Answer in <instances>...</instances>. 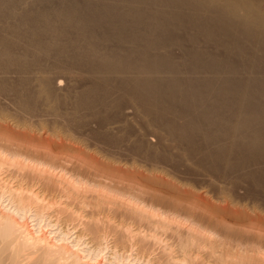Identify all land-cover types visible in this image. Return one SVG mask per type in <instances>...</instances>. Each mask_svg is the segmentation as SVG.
Returning <instances> with one entry per match:
<instances>
[{"label": "bare ground", "instance_id": "6f19581e", "mask_svg": "<svg viewBox=\"0 0 264 264\" xmlns=\"http://www.w3.org/2000/svg\"><path fill=\"white\" fill-rule=\"evenodd\" d=\"M123 1L124 0H32V2L28 1V5L26 0H0V95L3 94L5 95L4 97L10 96L16 99V101L14 100L16 102L15 110L17 109L15 113L19 112L17 114L22 119V121L20 120L22 123L19 124L18 122L17 125L21 126L22 124L21 129H24L25 132H30L25 133V136L29 135L31 137V139L25 141V143L29 145H26L22 149V145H18L19 148H9L11 150H5L10 144L4 145L1 143L0 145L3 144L6 147L4 149V146H2V148L0 146V155H2L0 157V166L3 167L4 164H6L7 166H5L8 169L13 167L18 171L26 170L24 171L25 173H17V176L19 175L21 178L23 176L25 177L22 178V180L24 179V184L25 180L31 182L30 179H28L30 177L26 179L28 176L27 174H30L29 176H32L34 179L37 176L41 177V179L47 177V180L45 179L47 182L43 179L47 183H45L47 188L48 186L51 187L54 186L55 183H58V179L60 180L58 177L59 175H52L53 172L51 169L55 168L54 170H56L59 165L53 167L54 164L52 165L50 162L54 161L53 163H55V161H58L57 155L55 156L54 154L56 153L54 148H62V145L65 144L63 143L65 140L62 141L63 137H61L63 133L55 131L52 128V130H50V128L45 129L48 128V126H44V123L43 125L38 124L41 123L38 119L37 125L31 124V121L26 123V120L31 117L34 119L36 110L39 108L42 109V107L45 108L46 106L44 107L43 104L45 103L46 105L47 102L48 104L52 103L50 106L47 105L48 110L56 115V112L59 110V108L56 107L61 100H63L59 97L60 94L57 92L59 94L57 95L56 93L59 85L61 86L60 79L57 80L56 75H61L57 74L60 71L66 72L69 69H75L85 74L86 83H83L84 86H81L82 89L80 88L81 90L76 93L73 105H71L72 103L70 104L72 108L70 109L71 111H66L74 118L78 113L80 114L83 111H89V113L96 111V114L99 115L100 118L98 119L99 123L109 119L110 113L107 111L110 108L116 109V105L114 106V104H112L114 99L111 100L113 94L119 93L120 95L117 99L122 100V87L124 88L127 86L126 88H129V90L127 89L128 91L125 92V95L135 104L138 112L148 119L149 124L154 127L158 126L160 130L164 131L172 141L183 149L182 151H184V154L181 153L182 155H185L188 159L195 160L194 164L204 169H209L210 172L214 173L217 168H222V166H229L236 171L240 169L241 172H243L242 169H248L241 177L250 182L257 181L264 186V167H262L264 164V85H260L257 79V81L247 80L248 82H245L243 80L244 78L240 80L237 78L238 76L235 77L236 74L238 75V71L241 72L246 69V65H242L246 60H255L258 63L264 64V0H156V2L152 1L153 3L151 0H141L139 3L142 4V2H146L145 6H147L149 2L150 4L152 3L151 7L155 5V10L142 12L138 10L139 8L137 9L135 7L134 3V5L130 6H134L136 8L135 11H128L127 16L125 14V17L122 19ZM134 1L136 4L138 3L136 0ZM134 1L132 0V2ZM23 4H27L28 9H26L27 6L21 8L20 6H23ZM184 6L188 7L191 13L179 11L181 7ZM199 13L206 15V17H197L196 15ZM129 21L134 25V27H130L137 28L138 30L136 31L137 33L134 31L133 37L131 36V38L127 39V36L123 33L124 30L122 32V25L125 26ZM129 24L130 23H128V25ZM128 25H126V27ZM229 29L233 31V35H227L226 32H228ZM175 30L184 32L185 37L182 38L180 35H174L173 31ZM200 37L205 38L209 43L212 42L213 45L224 51L223 54L225 58H223L226 60V64H224L225 69L219 68L218 70V66L221 63L220 61L223 62L219 54L212 57V55H208L209 52L206 53L204 50H201L202 47L199 48V43L201 41ZM123 39L128 41L127 44L130 42L131 46L132 44L134 45V48H130L128 51L125 49L127 51V56L125 57L127 58H124V62L122 61ZM184 42L189 45L188 48L184 47ZM243 43H247L252 47L257 46L258 50L260 48L261 54H259V57L256 58L255 56L253 59L249 54L250 52H246L241 46ZM176 46L182 49L184 66L187 69H185L183 73H205L208 75L211 74V76L207 75L208 77L201 80H194L195 78L191 77L192 79L187 82L176 77L171 80L168 79L167 81L164 79L161 80L160 78L157 79L156 76L161 71H169L177 76L176 73H182L181 71L184 70L181 69L180 71L179 67L170 61L171 55L169 49ZM156 50H166L167 52L166 54H164V52V56L162 57L152 56L151 53ZM258 50L257 53L259 52ZM134 55L140 56L138 57L139 59L137 58V60H134L136 59L135 57H137H134ZM236 58H239L240 61ZM122 66L124 68H122ZM215 67H217V70ZM54 70L59 72L52 73ZM225 70H227L226 73L232 75V77L230 79L225 78L226 80L223 79L221 82L219 80L217 81L220 72L222 71V73H225ZM236 70L238 71L236 72ZM247 72L249 71L247 70ZM129 74H131V76ZM243 74H246V71H243ZM247 76L250 77V75ZM11 77H13L14 80H12ZM61 89L64 90L63 88ZM227 89L230 90V92H227ZM185 91H188L190 94L185 95ZM66 95L64 94V96ZM67 102L70 101L67 100L63 104L67 105ZM63 104L59 105L63 106ZM44 110L42 109V111ZM78 110L83 111L78 112ZM110 111L111 110H109V112ZM81 115L83 116V114ZM26 116H28V118ZM49 116L51 118L50 114ZM94 116H92V118ZM25 117L26 120L24 119ZM52 117L55 118L53 115ZM85 117L86 116H84V118ZM13 118L16 119L14 116ZM57 118L58 116L55 119ZM77 119L76 117V120ZM93 120L95 121V119ZM32 121L36 120L34 119ZM89 121L92 122L91 120ZM1 122L4 123V120L0 118V124L3 125ZM5 123L2 127L0 125L2 131H6V126L10 125V123L7 125H5ZM28 129H35V134L37 132L39 134H37L38 139L32 137L33 135L31 133L33 130ZM9 130L11 133L13 132V130L11 131L8 127L7 133H10ZM43 131L51 133L50 136H48L47 133L45 135ZM61 133L62 135H60ZM51 135L56 136V141L59 142L54 140L49 141ZM64 135L68 136V134ZM35 139L38 140L39 145L41 143L44 147H37L38 149H36L35 146L31 145V142L35 141ZM224 140H230V142ZM20 141L23 140L20 138ZM17 144H14V147H16ZM209 145L212 149L208 148L210 147ZM12 146L10 145V147ZM151 157L153 158L154 156ZM48 160H51L48 164L49 166H45L43 163L44 161L48 163ZM252 166L254 168H251ZM60 167L64 169L63 166ZM218 170L217 172H222ZM217 172L216 174H218ZM234 173L236 172L234 171ZM222 174L225 175V172ZM222 174L219 176L222 177ZM63 175L60 177H63ZM21 178L16 177L18 181ZM71 181H76L74 182V186L71 183L72 187L76 190V187H79L80 180L77 181V179H73ZM60 183L61 181L59 184ZM18 184V186L14 185V187L16 186L15 188L8 186V188L3 189V186L0 187V201L5 203L2 208L0 207V264L4 259L9 261V264H64L63 262H65V264H134L132 262L129 263V260L126 261L123 253L119 254V251L117 252L114 249L120 245V250L125 251L127 245H124L128 244L127 241H129L130 244H137L139 242L145 243L146 239L141 233V236H139V231H137V234L133 232L131 234L130 231L128 232L127 228H124L126 226L124 225V227H121L123 230L125 229L126 232L121 229V233H118L120 236L118 234L116 235L120 238H117L113 226L112 228L114 231L108 228L110 227V223L108 227H106L103 223L104 220L101 221L96 217L94 219L92 218L88 223H85V221L81 222V220L80 224H78L81 225V229L79 231V228L76 230L74 229L73 233H76V235L73 234L74 237L70 239L60 228H58L57 231L55 227V233L53 232L54 229H51V227L49 231L44 229L48 226H52L50 225L51 222L47 223L45 227H42L40 222L30 225L32 227H29L25 224V219L27 217L33 218L34 221L43 216L41 215V211L43 212V210H41L39 206V208L37 207L38 201H42V198L40 199L42 194L39 191L41 194L39 196V193H35V191L31 190L30 186V188H28L24 187L26 185L22 186L20 183ZM30 184L27 183V185ZM173 192L177 194V186L176 190ZM44 194L42 196H44ZM183 195L188 196L187 192L186 194L183 193ZM190 196L192 195L189 194L188 198L191 200L192 197L190 198ZM198 196L197 194L193 197L196 198V200H191L193 206L197 208V211L195 208H192L193 206L190 208L180 203L178 205L177 203H173L174 206L176 205L174 208L185 211L184 214L186 216L183 217L184 219L185 217L188 218L186 223L190 226L185 228L184 231V228L182 230L180 224H178L177 226H180V230L176 229V226V231L174 229L175 232L172 233V235L176 234L178 236L177 239L181 238V240L182 236H184L185 238H183L185 240H182L183 242L180 240L177 241L178 245L176 251L169 248L166 250L167 252H165V250L161 252L160 250V253H158L153 260L157 264H244L243 262L245 259L249 261V264L251 261H257L259 254H263L260 252L264 250L263 216L259 215V213H257L258 211L256 212L252 207L250 211H247L248 208H242L241 210V208H237L239 206H233L231 203L227 204L228 201L224 204L222 201L224 197L220 200L222 201V206H219L220 203L218 205L209 204L210 202L209 200V203L207 202V198ZM117 202L118 201H116V203ZM233 203L234 202H232V204ZM41 204L40 202L39 205ZM120 204L121 203H119V206ZM128 204V206H130L131 203L128 201ZM124 205L126 204L124 203ZM133 205L135 204L133 203ZM169 206L167 209L171 208L172 205ZM213 206L214 208H212ZM152 207L154 208V206H151V212ZM49 208L48 206V209ZM130 208L131 207H125L127 210H130ZM142 208L145 210L146 206ZM31 210H33V213H31ZM99 210L101 209H98V211ZM123 211L125 210L123 209ZM57 212L59 213L58 210ZM130 212L131 211L128 213ZM132 212L134 217L139 218V220L135 218L139 222H141L143 218L149 219L152 215L156 216V213L150 214L147 210L143 211L139 208L132 209ZM161 213L163 214V212ZM159 216L160 214L156 217ZM217 216H219L218 220L216 219ZM46 220L48 219L46 218ZM131 220H133V218ZM149 220L152 221H147H156V219H154V221L153 219ZM228 220L234 222V224H229L227 222ZM161 221V219L158 221L161 226V228H158L162 231V229H164L162 228L163 225H166L164 222H162V224ZM142 222L145 227L146 223L144 220ZM170 223L172 224L171 220ZM140 224L142 225V223ZM150 224H147L146 229H148V225ZM54 225L56 226L57 224L55 223ZM74 228H76V226ZM119 229L120 228H118V230ZM159 229L155 231L157 232ZM122 231L129 236L122 235L124 234ZM149 231L150 229L148 232ZM164 231L165 229L163 232ZM84 236H88L89 247L84 248L83 246L82 248L81 246V248H79L80 240L83 239ZM150 236L152 238L151 241L149 240ZM150 236L148 237L149 242L147 240V247L145 246V248L144 244L142 247L140 246V252L144 248L143 250L148 254L152 248H155L153 245L160 243L161 240L158 239L153 232ZM175 237L172 238L174 239ZM122 238L125 239L122 241ZM169 238H171V236ZM215 242H218V246H222V250H224L223 247H226L227 250L225 248L224 251H218V247L215 250ZM85 244L87 246V243ZM243 245H249L250 248H240V252L234 249L242 247ZM207 246L210 247V249L207 248V250ZM204 248V251H206V253L203 252L205 256H201V252ZM228 249H234V252L236 251L239 254L236 255L235 253H231L233 251L231 250V252H229ZM219 250L221 249L219 248ZM256 252L259 253L258 256ZM244 253L245 255L249 253L250 256L255 253L256 259H249L247 255L245 258V255H243ZM262 259H264V257H262ZM262 259L260 258V260Z\"/></svg>", "mask_w": 264, "mask_h": 264}, {"label": "rangeland", "instance_id": "374dc122", "mask_svg": "<svg viewBox=\"0 0 264 264\" xmlns=\"http://www.w3.org/2000/svg\"><path fill=\"white\" fill-rule=\"evenodd\" d=\"M28 1L32 2V0H28ZM28 1L26 0V3ZM124 1L122 3V15H123L122 19L125 17V14L127 16L128 11L134 12L136 8L137 9L139 8L138 10L142 11V12L143 11L144 12L145 11H152L153 9L155 10V8H156L155 5L153 7H151L152 3L156 2V0H151V2L153 1L151 4L148 1L149 3H147V6H145L146 2L145 3L142 2V4H141V3H139V1H141V0H136L138 2L137 4H139L141 7L139 5H137L134 0H133L134 2H132V0H124ZM158 1H160V0H158ZM158 1H157V4H158ZM29 2H28V5H29ZM134 3H135L136 8L134 6H130V5H134ZM28 5L23 4V6H20V7L23 8V7L27 6L26 9H28ZM127 6H128V8H127ZM129 7H131V8H129ZM132 7H134V8H132ZM142 7H144V8H142ZM141 9H143V10H141ZM179 11H182L184 13H191L190 9L188 7H185V6L181 7V10H179ZM196 16L199 18H205L206 17V15L200 14V13L197 14ZM128 23H130V24L128 25ZM128 23H126L125 26L122 25V32L124 30L123 33L125 34V36H127V39L131 38V36L133 37L134 31L136 32L138 30L137 28H131L130 27V26L134 27V25L131 21H129ZM126 25H128V26L126 27ZM135 27H137V26H135ZM226 33H227V35H233L232 34L233 31L231 29H229V31ZM173 34L174 35L176 34V36L180 35V37H182V38L185 37V35H184L185 33L181 32L179 30L173 31ZM125 36H124V38H125ZM200 39H201V41L199 43L200 44L199 48L202 47L201 50H204L206 53L209 52L208 55H210V56L212 55V57L219 54L220 58L223 59V62L220 61L221 63L218 66V70H219V68L225 69L224 64H226V60H224V58H225L224 54H223L224 51L221 48L213 45L212 42H210V43L207 42V40L205 38L200 37ZM127 42L128 41H125L124 39L122 40V61L123 62L125 60L124 58H127V57H125V56H127L126 52L130 48H134L133 44L131 46L130 42H129L130 45L127 44ZM183 45L186 48L189 47V45L186 42H184ZM241 46L244 48V50L246 52H250L249 54L251 55V57H253V59L255 56L257 58V57H259V54H261V51H260L261 49L259 48V50H258L257 46L252 47L247 43L246 44L243 43V44H241ZM256 48L260 53L259 52L257 53ZM169 50H170L169 52L171 55L170 61H172L174 65L178 66L180 71H181V69H184V70L181 71L182 73H180V72L176 73V75L179 77L173 75V73H170L169 71H168L169 72L168 73L166 70H164L166 72L161 71L163 73L160 72L161 73V74L159 73L160 75L157 74V76H156L157 79L160 78L161 80L164 79L167 81L168 79L171 80L172 78L176 77V78H180V79L184 80L185 82H187L188 80L192 79L191 77H194L195 78V79L193 78L194 80H201V79H205V77L211 76V74L208 75L205 73H195V74L183 73L185 71L186 67L184 66L185 63L183 61L184 59H183L182 49L176 46V47L170 48ZM210 51H212V52H210ZM166 52H167L166 50L165 51H163V50L157 51L156 50V51H153L151 53V55L157 56V57H162V56H164L163 53L166 54ZM153 53H154V55H153ZM135 56H137V55H134V57ZM138 57H140V56H137V57H135L136 59H134V58L133 59L137 60ZM236 59L238 61H240L239 58H236ZM244 64L246 65V67H245L246 69L245 70L239 69V70H242L241 72L236 70V72L238 71L237 72L238 75L235 73L236 74L235 77L238 76L237 78H239L240 80H242L244 78L243 80L245 82L247 80L250 81V80H256L257 79L258 81L257 80L256 81L259 82L260 85L263 86L264 85L263 84L264 83V64L258 63L255 60L254 61H251V60L247 61L246 60L245 63H242V65H244ZM240 67H241V65H240ZM122 68H124V67L122 66ZM215 69L217 70V67H215ZM247 70L249 72H247ZM126 71H128V70H126ZM226 71L227 70H225V73H222V71L220 72V74H219L220 76H218V79L216 78L217 81L219 80L221 82L225 78L230 79L232 77V75L227 74ZM243 71H246V74H243ZM53 72L55 73V72H59V71L54 70V71H52V73ZM60 72L57 74L58 75L61 74V75H59V76L56 75V79L57 80L60 79L59 81L61 83V86L59 85V88L57 87L58 89H57L56 93L58 92L60 95L58 93H57V95H59V97H61L63 100L65 98V100L64 101L61 100L62 103L60 102L59 104H63L67 100L70 102H67V105L63 104V106L62 105L60 106L58 104L56 108H59V110L56 112V115L48 110L47 105L50 106V105H52V103L49 102L50 104H48V102H47L46 105H45V103L43 104L44 107L46 106L45 108L42 107L43 110L45 109L44 111H42L41 108L36 110V112H35L36 116H34L35 117L34 119L36 121H32V120H34L33 117H31L29 119L28 116H26L29 121L26 120V117L24 118L26 120V123H29L31 121L30 122L31 124L33 123L36 125H37V122H38L37 119H38V120H40L39 122H41L38 124L43 125V123H44V126L45 125H46V127L48 126V128H45V129L50 128V130L53 129L55 131L63 133V135H62V133L60 135H62L61 136V137H63L62 141L65 140L63 143H65L66 145L65 144L62 145V148H59V147L54 148V151H56V153H54V154H55V156L57 155L56 157L58 158V161H55V163H53L54 161L50 162L51 160L50 161L48 160V163H46L47 161H44V163H43L45 166H49L48 165L49 162L52 163V165L54 164L53 167H56L57 165H59V166H57L59 169L56 168V170H54L55 168H53V169H51V171L53 172L52 175H54V176L59 175L58 177L60 178V180L58 179V183H55L54 186H51V187L48 186V188H47L45 186V183L47 182L46 181L47 177L44 176L46 180L44 178L41 179V177H38V176L35 177V179H34L32 176H29L30 174H27L28 176L26 177V179L28 177H30L28 179H30L31 182H29V180L28 181L25 180V184H24V179L22 180V178L24 176L21 178V176H19V175L17 176V173H21V172L25 173L24 171H26V170L18 171L16 169H14L13 167L8 169L6 167L7 166L6 164H4L3 167L0 166V187L3 186L2 187L3 189L8 188V186H10L11 188H15L16 186L19 185L18 183H20V185H22V186L26 185L24 187H28V188L31 187V190L35 191V193L38 192L39 196L41 194L43 195L45 193L44 196L41 195L40 199L42 198L41 199L42 201L39 200L38 205H37V207L39 206L40 209L43 210V212L41 211V215H43V216L40 217V219H37L34 221H33V218L31 219L30 217L29 218L27 217L25 219V224H27V226L32 227L30 225H33L35 223L37 224V222H40V225L42 227H45V225L47 223L51 222L50 225H52V226H48L44 229L49 231L50 227H51V229L52 228L54 229L56 227L57 231H58V228H60L61 231H63V233H66L67 237H69V239H70V238L74 237L73 234L76 235V233H73L74 229L76 230L77 228H79L78 231L81 229V227H80L81 225H78V224H80L81 220H82L81 222L85 221V223H88L92 218L94 219L95 217L97 219L99 218V220H101V221L104 220L103 223H104V225H106V227H108V224L110 223V227H108V228L109 229L110 228L115 229V232H114L115 236L118 233L119 234L121 233V229L123 230V228L121 226L124 227V225H126L124 228L125 229L127 228L128 232L130 231L131 234H132V232L137 234V231H139L138 232L139 236H141V234H143L144 238L146 239L145 240L146 242L145 243L139 242L137 244H130V242L126 240L128 244L124 245V246L127 245V247L125 248V251L124 250L121 251L120 245H118V244H117L118 247L114 250H116L117 252L119 251V254L123 253L124 258L126 259V261L129 260V263L132 262L134 264H145V263L146 264H157L153 259H154V257L157 256L158 253H160L159 252L160 250H161V252H163L164 250H165V252H167L166 250L169 248L172 250L174 249L173 251H176V248L178 245L177 241L178 240H180V241L185 240L184 236H182V240H181L180 237H179L180 239H177L178 236L176 234L172 235V233H174L176 231V229L180 230V226H181L182 230L184 228V231H185V228H188V226H190L188 223H186V220H188V218L185 217V219H184V217H183V216H186L184 214L185 211L182 209L174 208L176 205L174 206L173 203H175V204L177 203V205L180 203L181 205H186V206L191 208L193 206V203L191 200H196V198H193V197L198 194L199 196H203V197L207 198L206 200H207V202L209 200V202H210V203L208 202L209 204L212 203L214 205L215 204L218 205L220 203L219 206H222L221 205L222 201L224 202V204L227 203V201H228L227 204L231 203V205H233V206H236V207L239 206L237 208H239V209L241 208V210H242V208H244V209L248 208L247 211H250V209L252 207L253 210H255L256 212L258 211L257 213H259V215L263 216V218H264V186L261 185L260 183H258L257 181L250 182L247 179L241 177L242 175H244V173L248 169H246V170L242 169L243 172H241V170L239 169L238 170L239 172H238L236 170L231 169V167H229V166H222V168L219 167L216 169V172L218 169H220L222 172H217L218 174H216V172L215 173L210 172L209 169H204L203 167H200V166H197L196 164H194L195 160L188 159V157L181 154V153L184 154V151H182L183 149L180 148L178 144H176L174 141H172V139L169 138L164 133V131L160 130V128H158V126L154 127L153 125L149 124L148 119H146L140 112H138L135 104L129 98H127V96L125 95L126 94L125 92H127L129 90V88H126L127 86L124 87L126 89H124L122 87V90H123L122 91V100L117 99L118 96L120 95L119 93L113 94V97L111 98V100L114 99L112 104H114V106L116 105L115 106L116 109L110 108L109 110H111V111L110 112H109V110L107 111L108 113H110L109 119H106V120L102 121L101 123H99L98 119H100V118H99V115L96 114V111L89 113V111H83V110L79 111L78 110V112H82V111L83 112L80 114L78 113V115L76 116L78 119L76 120V117L74 118L68 112H70L71 111L70 109H72L70 104L72 103L71 105H73L74 97H75L76 93H78L82 89L81 86L82 87L84 86L83 83H86L85 82L86 76L84 73H83L84 74L83 75L80 71L75 70V69H72V70L69 69L66 72L65 71H60ZM129 75L131 76V74H129ZM247 75H250V77ZM13 77H11L12 80H14ZM57 77H59V78H57ZM251 77H252V79H251ZM61 88H63L64 90H62ZM68 89L71 90L73 93L71 91H69ZM65 90H67V91H65ZM62 91L68 92V93H64ZM227 92H230V90H228ZM185 93H186L185 95L190 94V93H188V91H185ZM64 94L65 95L67 94V95L64 96ZM70 95H71V97H70ZM4 96L5 95H3V94L0 95V114H1L0 118H1V120H4V123L6 122V119H7L8 123L6 122L5 125H7L9 123H10V125L6 126L7 127L6 131H4V130L2 131L0 129L1 130L0 131V138H1L0 144L1 143H3L4 145L10 144L11 146L12 145L13 146L10 147V145L9 146L7 145L8 147H6L3 144L0 146H1V148H2V146H4L3 147L4 149L6 147L5 150H7L9 148H11V149L12 148H14V149L19 148L18 145H20V146L22 145L21 146V149H22L26 145H29V144L25 143L26 140L31 139V137L29 135L25 136V133H28L29 131L25 132L24 129H21L22 124H21V126L17 125L18 122H19V124L22 123L21 122L22 119L17 114L19 112L15 113L17 110V109L15 110L16 99H14L13 97L11 98L10 96H7V97H4ZM62 96H64V97H62ZM10 98H11V100H10ZM13 103H14V105H13ZM58 106H60L62 108H60ZM66 111H68V112H66ZM3 112H5V113H3ZM87 113H88V115H87ZM5 114H7V115H5ZM10 114L11 115L13 114V115L11 116ZM49 114L51 115V118H50ZM81 114H83V116ZM47 115H48V117H47ZM52 115L55 116V118L58 116L59 119L58 118L55 119L54 117H52ZM3 116H5V117H3ZM13 116L16 117V119L13 118ZM39 116H40V118H39ZM84 116H86V117L84 118ZM89 116L91 118H92V116H94V117L91 119ZM111 116H113V117H111ZM36 117H38V118H36ZM24 119H23V121L25 122ZM88 119L91 120L92 122H90ZM93 119H95V121ZM17 120H19V121H17ZM14 121H17V122H14ZM71 121H72V123H71ZM1 123L3 124V125L0 124L1 127L4 126V123L3 122H1ZM11 123H13L14 125ZM15 126H17V127H15ZM56 126H57V128H56ZM8 127H9V129H11V131L15 128L14 129L15 131L13 130V132L11 133L9 130L10 133H7ZM28 130H33V129H28ZM34 130L31 133L33 135L32 137L37 138L38 132L35 134ZM43 132H45V131H43ZM6 133H7V135H6ZM15 133H17V134H15ZM46 133L48 136H50V134H51L49 132H45V135H46ZM64 134H68V136L64 135ZM69 134H70V136H69ZM9 137H10V139H9ZM54 137H55V139H54ZM61 137H60V139H61ZM164 137H166V138H164ZM20 138L23 141H20ZM70 138H73V139H70ZM51 140L56 141L57 140L56 136L51 135V137H49V141H51ZM35 141H32L31 142L32 144L31 143L30 144L35 146L36 149L44 147L43 145H41V143L39 145L38 140L35 139ZM75 141H76V143H75ZM224 141H226V140H224ZM228 141L230 142V140H228ZM228 141H226V142H228ZM16 142L19 144H17ZM56 142H59V141H56ZM12 143L17 144V146L15 145L16 147H14V144H12ZM222 143H223V141H222ZM67 145H69V146H67ZM208 148H211V146ZM11 149H9V150H11ZM144 149H146V150H144ZM1 156L2 155H0V157ZM151 156H154V157L152 158ZM65 160H66V162H65ZM57 162H58V164H57ZM59 163H61L62 165ZM60 166H63L64 169ZM262 167H264V164ZM60 168H61V171H60ZM202 168H203V170H202ZM251 168H254V167L252 166ZM220 170H218V171H220ZM57 171L59 172V174ZM62 171H64V172H62ZM234 171L238 174L234 173ZM224 172H225V175L222 174ZM239 173H240V175H239ZM12 174H13V176H15V175L16 176L13 177ZM220 174H222V177L219 176ZM62 175H63V177L65 176L66 179H65V177L64 178L60 177ZM16 177L21 178V179L18 181V179H16ZM31 177H32V179H31ZM135 177L138 179H136ZM38 178H39V180H38ZM73 179L74 180L77 179V181L80 180L79 181L80 182L79 187L78 188L76 187V190L72 187V184L74 186V182H76V181H71ZM60 181H61V183L59 184ZM26 182L28 184H30V183L31 184L27 185ZM14 185H16V186L14 187ZM176 186H177V194H176V192H173L174 190H176ZM45 187H46V189H45ZM0 190H1V188H0ZM42 190H44V191H42ZM39 191L41 192V194ZM186 192H187L188 196L183 195V193L186 194ZM180 194H182V195H180ZM189 194L192 195V196H190V198L192 197L191 200L188 198ZM161 197H163L164 200ZM223 197H224V200H222ZM171 198H172V200H171ZM225 198H226V200H225ZM133 199H134V201H133ZM153 199H154V201H153ZM220 200H222V201H220ZM116 201H118V202L116 203ZM128 201H129V203H131L130 206H128L129 205ZM172 201H174V202H172ZM231 201L234 203L232 204ZM40 202L42 203L41 205H39ZM119 203H121L120 206H119ZM122 203H123V205H122ZM124 203L126 205H124ZM133 203L135 205H133ZM157 203H158V205H157ZM170 203L173 207L170 205ZM103 204H104V206H103ZM0 205H1L0 207L2 208L5 205V203L3 201H0ZM100 205H102V206H100ZM152 205L154 206V208L152 207V212H151V206ZM161 205H162V208H161ZM169 205L171 206V208L167 209V207ZM42 206H44V207L46 206L45 207L46 210ZM48 206L50 207L49 209H48ZM107 206H109V207H107ZM143 206H144V208L146 206L145 210L142 208ZM99 207H101V208H99ZM125 207H131L132 209H138L139 208L140 210H143V211L147 210V212H149L150 214L156 213V216H158L159 214H160V216L156 217V216L152 215L153 218L149 217V219H153V221H154V219H156V221H154V222H148V221H152V220H149L148 218H143V219H141V222H139L138 221L139 218L134 217V215H132V213H133L132 209L131 208H130V210L128 209L129 211H131L130 213H128L129 211L127 209H125ZM192 208H195V210L197 209L195 206H193ZM212 208H214V206ZM98 209H101V210L98 211ZM123 209L126 212L123 211ZM57 210L59 211V213L57 212ZM161 212H163V214ZM31 213H33V210H31ZM219 216L216 217L217 220L219 219L218 218ZM46 218L48 220H46ZM132 218H133V220H131ZM135 218H138V220ZM134 219H135V221H134ZM160 219L162 220L161 223L164 222L166 225V226L163 225V227H162L165 229L164 232H163L164 229H162V231H161V229H159V228H161V226L159 224L160 222H158V221H160ZM176 219H178V220H176ZM105 220H106V222H105ZM143 220L146 223L145 227L143 225L144 223L142 222ZM166 220H167V222H166ZM170 220H171L172 224L170 223ZM174 220L176 223L174 222ZM78 221H79V223H78ZM227 222L229 224H232V223L234 224V222H231L229 220ZM55 223L57 224L56 226L54 225ZM140 223H142V225ZM147 224H150V225H148V229H146ZM168 224H169V226H168ZM178 224H180V226H177ZM53 225H54V227H53ZM139 225H140V227H139ZM153 225L157 229L154 228ZM75 226H76V228H74ZM112 226H113V228H112ZM150 226H152V227H150ZM175 227H176V229H175ZM108 228H107V230H108ZM118 228H120V229L118 230ZM153 228H154V230H153ZM114 229H113V231H114ZM125 229L123 231H125ZM149 229H150V231L148 232ZM158 229H159V231L156 232L155 230H158ZM172 229H173V231H172ZM174 229H175V231H174ZM230 230H232V229H230ZM123 231H122V233H124ZM53 232L55 233L56 229H54ZM152 232L154 233V235L158 239L161 240L160 243L153 245V247H155V248L154 249L152 248V250H151L152 252L149 251L148 254H146V252L143 250L144 248L140 252V249L143 246V244H144V247L145 246L147 247V245H148L147 243L149 242V240L151 241L152 235L150 236V234H152ZM189 232H190V230H189ZM165 234H166V236H165ZM122 235H126L127 237L129 236L126 233H124ZM119 236H116V237L120 238ZM170 236H171V238L175 237V236L176 237L174 239L173 238L171 239V238H169ZM87 237L88 236H84L83 239L80 240L79 248H81V246H82V248H83V246H84V248L89 247ZM148 237H149V240H148ZM123 239H125V238H122V241H123ZM147 240H148V242H147ZM85 243H87V246ZM215 243L217 244L218 242H215ZM215 243H214V245H215L214 249L215 250L217 247H218L217 248L218 251H224L225 250L226 247H223L224 250H222V246L221 245L218 246V244L216 246ZM160 245H161V247H160ZM122 247H123V245H122ZM243 247H247L248 249L250 248L249 245H243L242 247H237L238 249L237 248H234V249L237 252H240L239 249L243 248ZM160 248H162V249H160ZM207 248L210 249V247H208V246L206 247V249ZM219 248L221 250H219ZM234 249H228V250H229V252H231V250H232L233 252H231V253H235L236 255H238L239 253H237L236 251L234 252ZM204 250H205V248L201 252V256H203V255L205 256L206 251H204ZM226 250H227V248H226ZM203 252H205V253H203ZM249 252H251V251H249ZM260 253L264 254V250H262ZM258 254L259 253H257V256H258ZM263 254L262 255L259 254V256H258L259 258L257 257V261H251V263H249V264H253V263L264 264V259H262V257H264ZM243 255H245V253ZM246 255L248 256L249 259H254V260L256 259L255 253L251 254V256L249 253H247ZM246 255L244 256L245 258L247 257ZM126 256H128V257H126ZM260 258L263 260V262H262V260H260ZM248 262L249 261H247V259H245L243 263L248 264ZM63 263L65 264V262H63ZM209 263H211V262H209ZM1 264H9V261L4 259L1 261Z\"/></svg>", "mask_w": 264, "mask_h": 264}]
</instances>
